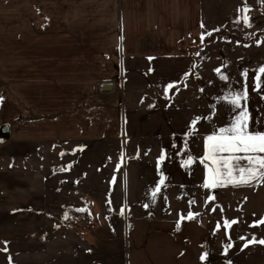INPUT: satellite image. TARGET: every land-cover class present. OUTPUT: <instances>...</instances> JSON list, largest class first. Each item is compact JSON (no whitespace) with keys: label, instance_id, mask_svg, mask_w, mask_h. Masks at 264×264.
Wrapping results in <instances>:
<instances>
[{"label":"crops","instance_id":"1","mask_svg":"<svg viewBox=\"0 0 264 264\" xmlns=\"http://www.w3.org/2000/svg\"><path fill=\"white\" fill-rule=\"evenodd\" d=\"M98 3V9L90 1L80 6L68 3L64 8L67 19L61 20L67 31L73 29L83 34L88 30L91 37L82 40L78 35L76 40H69L66 36L61 40L65 43L55 45L54 41L45 48H62V54H65L64 48L71 49L72 64H81L89 70L88 75L85 72L82 76L73 75L70 78L73 85L67 87V127L76 126L66 132L67 137L101 141L112 133L108 130H114L123 153L118 159L115 157L111 177L102 175L97 196L81 187L70 186L73 187L70 195L64 197L69 203L66 208L87 209L86 215L77 216L86 218L85 226L88 225L79 236L64 217L50 212L54 200L61 199L58 196L48 199L53 188L52 175L44 170L24 169V164L11 160L14 156L25 157L34 149L33 142L19 139L22 144L14 150L5 149L11 144L0 145V225L20 228L17 237L10 230L11 240L19 242V264H218L214 260L218 251L210 248L204 222L196 216L193 220L181 221L177 229V220L187 214L171 212L168 197L173 188L245 190L264 184L261 180L251 185L205 188L212 162H205L208 167L201 163L206 153V137L219 134V129L230 126L238 115L224 97L230 98L229 94L242 90L245 83L249 97L246 106L253 119L250 131L264 132V92L252 90L258 69L264 66V27L246 30L234 26L226 31L231 34L230 40L202 42L205 16H211L205 0H98ZM72 18L75 22H70ZM57 23L55 20L51 25ZM211 29L210 33L216 31L212 26ZM95 32L99 36L95 37ZM37 43L32 42L31 47L37 48ZM220 43L228 45L226 52L215 56L213 49ZM35 54L38 56L37 51ZM42 58L50 63L47 52ZM107 59L112 60L116 72L122 63L125 68L152 65V69L147 68L146 77L152 78L148 80L150 84L157 82L160 86L150 94L139 92L137 99H132L131 108L127 106L125 110L121 108L124 103H105L97 96L98 92H112L114 84L102 81L98 92L95 84L103 78L96 66L107 65ZM155 65L163 66L162 83L151 77L158 70ZM245 72L247 77L242 75ZM222 76L227 79H221ZM109 83L113 85L111 91L100 90ZM171 83H176L177 89L169 88L165 92ZM81 96L88 98L79 109L74 101ZM153 96H161L162 101L150 98ZM131 109L136 111L134 119H131ZM63 132V129L57 130L54 135ZM3 151L8 155H3ZM162 154L164 159L160 160ZM188 159L192 163L183 166ZM162 176L164 184L155 202L166 197L167 210L158 215L148 210L155 208L151 192ZM80 193L85 197L77 199ZM161 202L159 208H162ZM125 224L128 234L123 228ZM44 241L49 244L45 242L46 246ZM60 241L66 242V250L59 249L63 245ZM30 245L35 250L45 249L32 263L27 260ZM15 246H8L9 251Z\"/></svg>","mask_w":264,"mask_h":264},{"label":"rangeland","instance_id":"2","mask_svg":"<svg viewBox=\"0 0 264 264\" xmlns=\"http://www.w3.org/2000/svg\"><path fill=\"white\" fill-rule=\"evenodd\" d=\"M85 1H90L94 8H99L98 0H72L70 2L67 0H0V97L3 98L0 99V126L7 125L8 130L11 131V136L9 135L8 139H3L0 136V145L11 144L5 149L14 150L22 144L19 139L33 142L34 149L25 157L14 156L11 157V160L16 159V162L24 164V169L44 170L52 175L50 179L53 188L50 189L48 199L56 196L61 199L54 200V207L51 206L50 212L53 216L64 218L67 213L68 226L79 236L81 235L79 232L87 228L88 225H72L71 221L73 217L79 216V213L85 215L86 213L66 208L69 203L65 201L64 197L69 196V190L71 191L75 186L96 195L102 175L107 179L111 177V172L116 164L115 157L118 159L123 153L116 140L114 130H108L112 133H108V137L101 141L98 139L82 140L83 137H67L66 132L76 128V126L67 127V115H69L66 110L68 107L67 87L69 84L73 85L70 81L73 75L80 74L82 76L83 72L88 75L89 70L81 64H72L74 58L70 56V53L73 50L64 48L65 54H62L64 51L62 48L50 49L45 46L54 41L55 45L65 43L61 40L66 36L69 37V40H76L78 35L82 40L91 37L88 30L83 34H78L73 29L67 31L61 21L67 19L64 16L67 10L64 8L68 3L80 6ZM208 1L209 5L206 0L204 4L211 11V16H205V42L208 40H230L231 34H227L226 31L231 30L234 26L246 30L264 27V0H250V2L246 0ZM206 13L207 11H205ZM243 15L248 16L249 25L242 23L240 18ZM73 19L75 18H72L70 22H75ZM55 20L59 23L51 25V22ZM211 26L216 31L211 32V36H209L207 34L210 33ZM245 34L247 35V33ZM248 34L250 35L251 32ZM107 35L110 36V34ZM94 36L97 37L99 34L95 32ZM34 41H38L35 49L31 47ZM227 46L224 43L216 45L213 54L219 56L222 51L225 53ZM106 50L110 52L109 48ZM36 51L38 56L35 54ZM52 51L55 52L54 55H50ZM44 52L48 53L50 63L42 58ZM106 62L107 65L96 66L97 70H100L97 73L103 78L97 80L95 85L98 92L99 84L102 81L114 84L112 92L105 94L98 92L97 96L107 104L124 103V107L121 108L125 110L127 106L130 107L131 102H134L132 99H137L139 92L150 94L151 90L160 86L157 82L156 85L150 84L148 80L152 78L146 77L147 68L152 69V65H127L125 68L122 63L116 72L114 70L116 66L112 65V60L107 59ZM133 67L138 70L132 71ZM154 67L156 69L158 67V70L155 72L156 75L151 77L161 80L160 77H163L164 73L163 66L155 65ZM164 76L169 77L170 75L164 74ZM171 84L174 85V83ZM174 86L172 89H177L176 83ZM87 98L86 96L76 98L75 106L79 108ZM150 98L162 101L161 96ZM151 110L153 109L151 108ZM130 112L131 119H134L133 115L136 114V111L131 109ZM146 118L145 114L144 119ZM79 119H82L81 114ZM137 119L139 120V118ZM61 129L64 130L62 135H54L57 130ZM134 130L136 131V128ZM2 154L8 155L7 151H3ZM120 161L123 163L121 158ZM77 195L79 196L77 199L85 197V194L82 193ZM209 196L214 199L208 200ZM168 199L173 209L171 212L200 214L198 218L204 222L210 248L218 251V256L214 257L218 264H264V244L255 243L244 247V244L253 237L257 240L264 239V225L252 226L264 218V184L245 190L210 191L204 188L180 190L173 188L170 190ZM161 200H156L155 208L148 211H153L158 215L165 214L167 210L166 197L163 196L162 202ZM160 202L162 208H159ZM226 221H237V223L226 227ZM127 227V224L123 226L124 231L128 234ZM19 229L18 226L0 225V264L20 263L17 247L19 242L18 240L12 241L10 238V230L17 237ZM241 237L244 239H240ZM46 243L49 244V241ZM60 243L63 242L60 241ZM229 243L232 247L226 250V245ZM65 244L66 242L60 245L59 249L66 250ZM10 245L16 246L9 251L8 246ZM5 246L6 248H4ZM44 250L43 247H37L35 250L34 245H30L28 262L32 263L37 255L44 253ZM32 253L36 255L32 257Z\"/></svg>","mask_w":264,"mask_h":264},{"label":"snow or ice","instance_id":"3","mask_svg":"<svg viewBox=\"0 0 264 264\" xmlns=\"http://www.w3.org/2000/svg\"><path fill=\"white\" fill-rule=\"evenodd\" d=\"M246 11V9H244ZM241 21L244 25H249L250 20L247 15H243ZM203 27V25H202ZM207 35L211 36V33ZM123 40V36L120 37ZM204 35H201V41L203 42ZM259 42V41H258ZM199 55V53H197ZM219 72V69H216ZM247 77V72L242 74ZM221 79H227V77H221ZM175 87L170 84L165 88V92L169 88ZM252 90L256 92H264V66L258 69V72L254 78V84ZM229 97H224L227 102L238 111V115L235 116L234 120L231 122L230 126L223 127L219 129V134H213L206 137L205 148L206 153L201 160V163L206 161L212 162V167H208L205 163V167H208V178L206 179L203 187L213 189L217 186H244L251 185L253 182H260L264 180V132H252L250 131V126L253 122L252 117L249 115V109L246 106L248 100V85L245 83L243 89L235 94H229ZM264 98V97H262ZM0 99H3L0 97ZM243 102V105H242ZM196 121H193L195 125ZM164 159L163 154L159 158ZM192 163L191 159L184 161L183 166L187 167ZM119 168L120 165H117ZM164 184V178L161 177L159 184L151 192L152 203H155L157 193L161 191V185ZM212 196L208 197V200H213ZM191 203V202H190ZM149 207V205H145ZM80 212H86V208L77 209ZM215 211V209H213ZM123 212V209L121 210ZM199 213L189 212L187 216H180V219L176 222V227L179 229L181 227V221L193 220ZM67 213L65 214V219H67ZM237 221L225 222L226 227H230L231 224H235ZM264 225V218L255 222L254 225ZM219 227V225H218ZM240 239H244L241 237ZM264 244V239L257 240L255 237L247 241L244 247L249 244ZM232 245L229 243L226 245L227 248H231ZM201 259H205L201 256Z\"/></svg>","mask_w":264,"mask_h":264},{"label":"water","instance_id":"4","mask_svg":"<svg viewBox=\"0 0 264 264\" xmlns=\"http://www.w3.org/2000/svg\"><path fill=\"white\" fill-rule=\"evenodd\" d=\"M113 89V85L111 83L107 84L104 88H100L103 92H108ZM0 136L3 137V139L9 138V130L7 125L0 126Z\"/></svg>","mask_w":264,"mask_h":264},{"label":"built area","instance_id":"5","mask_svg":"<svg viewBox=\"0 0 264 264\" xmlns=\"http://www.w3.org/2000/svg\"><path fill=\"white\" fill-rule=\"evenodd\" d=\"M72 225L86 224V220L82 217H76L71 221Z\"/></svg>","mask_w":264,"mask_h":264}]
</instances>
